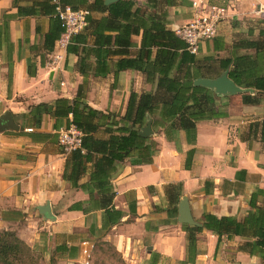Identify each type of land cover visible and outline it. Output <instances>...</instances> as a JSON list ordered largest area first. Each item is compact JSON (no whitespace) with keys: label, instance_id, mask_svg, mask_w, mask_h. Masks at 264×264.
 Segmentation results:
<instances>
[{"label":"crops","instance_id":"obj_1","mask_svg":"<svg viewBox=\"0 0 264 264\" xmlns=\"http://www.w3.org/2000/svg\"><path fill=\"white\" fill-rule=\"evenodd\" d=\"M31 1L41 0L19 4L29 6ZM189 1L165 9L167 29L174 31L188 22ZM11 2L0 0V31L6 26L5 40L0 39V115L8 112L18 130L0 132V231H11L30 249L48 252L62 264L83 263L96 239L110 241L121 257L134 264H261L238 250L244 242L241 238L222 237L216 247V236L204 229L195 234L194 245L186 252L181 226L187 224L178 222L177 208L179 200H184L191 219L200 226L203 213L240 220L249 210L250 198L264 207V143L259 128L254 127L264 119V95H257V104L245 105L241 95L256 96L254 90L238 87V92L221 95L211 89L218 99L224 98L220 104L226 116L197 122L193 143L186 142L180 130L171 141L151 130L156 153L148 165L131 166L126 161L118 165L111 180L112 206L122 217L102 230L101 211L86 208V193L62 178L67 153L57 144V133L69 127L66 121L42 115L35 128L25 116L37 104L53 105L56 99L74 98L83 80L76 72V57L64 53L57 69L51 70L48 64L55 42L51 52L42 45L49 17H15ZM209 2L223 6L226 15L215 37L198 46L197 59L250 54L251 50L234 46L250 40L264 42V0ZM258 6L261 12H257ZM90 15L93 19L103 16ZM132 42L131 57L139 36L132 37ZM217 66L216 61L217 76L199 78L212 80L227 72ZM86 81L85 103L120 116L130 92L150 89L140 73L130 70L115 75L110 70L103 77L90 75ZM90 170L86 165L78 184L87 182ZM171 184H180L175 217L168 215L170 207L164 196V188ZM45 204L50 220L38 212Z\"/></svg>","mask_w":264,"mask_h":264},{"label":"trees","instance_id":"obj_2","mask_svg":"<svg viewBox=\"0 0 264 264\" xmlns=\"http://www.w3.org/2000/svg\"><path fill=\"white\" fill-rule=\"evenodd\" d=\"M24 1L12 0L14 16L49 17V28L42 45L45 51L51 52L62 31L54 5L51 0L31 1L29 6L19 4ZM59 2L73 10L87 12L85 25L70 38L65 48L66 54L76 57V72L83 80L71 101L60 98L53 105L37 104L25 116L30 118L35 128L39 126L42 115H49L55 121L64 119L66 128L73 126L80 133V147L67 153L62 178L73 188L86 193V208L101 211V229L108 230L122 217V213L112 206L115 193L111 180L118 165L125 161L131 166L148 165L156 153V143L152 138L140 135L146 125V117L151 119L152 132L162 133L166 141H171L176 131L180 130L186 142L193 143L197 122L226 116L220 104L224 98L218 99L210 89L192 84L199 77L217 76L213 67L216 61L218 70H227L226 77L235 86L255 91L256 96L242 94L241 102L245 105L257 104V95H264V42L250 40L234 46L251 50L250 54L218 60L212 57L197 59L186 51L183 41L166 28L165 9L187 5V0H144L143 3L116 0L108 5H104L103 0ZM93 12L103 16L93 19L90 15ZM5 35L6 26H3L0 39L2 36L5 40ZM134 36H139V45L131 57L129 50L135 46L132 42ZM115 56L117 60L111 62L109 59ZM110 70L113 75L125 70L136 71L150 87L139 94L130 92L121 116L94 110L84 101L86 78L90 75L103 77ZM254 127L259 128V139L264 143V119L254 123ZM88 164L91 168L88 180L78 184ZM203 187L207 193V182ZM164 196L170 207L168 215L175 217L180 184L166 186ZM248 207L240 220L234 217L216 218L203 213L200 226L182 225L186 252L194 245L195 234L204 229L216 236V247L222 237L226 240L241 238L244 242L238 250L264 264V207L255 205L252 198ZM12 235L16 239L14 245L4 242L0 236V264H29L32 249L20 242L14 233Z\"/></svg>","mask_w":264,"mask_h":264},{"label":"built area","instance_id":"obj_3","mask_svg":"<svg viewBox=\"0 0 264 264\" xmlns=\"http://www.w3.org/2000/svg\"><path fill=\"white\" fill-rule=\"evenodd\" d=\"M51 3L54 5V13L62 30L55 41L51 61L48 64L51 70H55L63 59L70 38L85 25L84 18L87 12L82 9L73 10L68 5L60 4L59 0H51ZM189 8L188 22L175 28L173 32L186 45V51L196 55L201 43L215 37L218 25L225 18L226 11L223 6L212 4L209 0H190ZM262 10V7L258 6L257 12ZM57 144L66 153L79 149L80 133L73 126L60 130L57 133Z\"/></svg>","mask_w":264,"mask_h":264},{"label":"water","instance_id":"obj_4","mask_svg":"<svg viewBox=\"0 0 264 264\" xmlns=\"http://www.w3.org/2000/svg\"><path fill=\"white\" fill-rule=\"evenodd\" d=\"M116 0H103L104 5H108L110 3L115 2ZM226 71H224L220 76H218L215 79L209 80L205 78H196L193 80L192 84L194 86H201L208 89H214L217 94L226 95V94H232L235 92H238L239 89L236 87L231 80H229L226 77ZM18 126L13 124L12 119L10 117V114L8 112H4L0 115V132L3 131H17ZM140 135L150 136L151 135V129H150V122L146 123V125L141 129ZM38 212L40 215L44 216L47 219H52V216L49 212L48 204H45L44 206L39 207ZM178 222L187 224L188 226H196L198 227V224H196L190 217L187 205L184 200H179L178 203Z\"/></svg>","mask_w":264,"mask_h":264},{"label":"rangeland","instance_id":"obj_5","mask_svg":"<svg viewBox=\"0 0 264 264\" xmlns=\"http://www.w3.org/2000/svg\"><path fill=\"white\" fill-rule=\"evenodd\" d=\"M142 2V0H137ZM198 52V51H197ZM197 54V53H196ZM88 87V86H86ZM5 232L3 235L2 233ZM11 231H0V236L4 242L10 245H14L16 239L13 237ZM21 242V241H20ZM31 261L29 264H62V261L58 258H54V255L49 254L45 251L32 250L30 252ZM81 264H134L127 261L121 254L116 251L115 247L110 241H100L96 239L94 241L92 251L90 252L88 258L84 260ZM136 264V263H135Z\"/></svg>","mask_w":264,"mask_h":264}]
</instances>
